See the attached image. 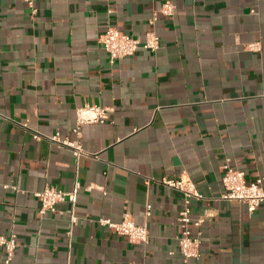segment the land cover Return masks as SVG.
Returning a JSON list of instances; mask_svg holds the SVG:
<instances>
[{
	"label": "crops",
	"instance_id": "1",
	"mask_svg": "<svg viewBox=\"0 0 264 264\" xmlns=\"http://www.w3.org/2000/svg\"><path fill=\"white\" fill-rule=\"evenodd\" d=\"M160 15L156 53L112 63L99 40L110 27L144 41ZM0 0V235L16 236L13 264H184L178 218L183 195L164 180L191 179L204 200L198 264H264V205L225 202V166L264 177V0ZM259 44V50L248 46ZM111 108L82 127L77 112ZM35 135L42 136L36 140ZM81 184L69 203L39 214L46 186ZM152 206L147 216V206ZM130 214L148 244L103 228ZM6 253L0 249V264Z\"/></svg>",
	"mask_w": 264,
	"mask_h": 264
},
{
	"label": "built area",
	"instance_id": "2",
	"mask_svg": "<svg viewBox=\"0 0 264 264\" xmlns=\"http://www.w3.org/2000/svg\"><path fill=\"white\" fill-rule=\"evenodd\" d=\"M25 3L33 14L38 12L36 7L37 0H16ZM175 12V5L171 1L163 4L160 11H156L149 21L150 29L146 32L144 41L135 38L121 30L110 27L100 37V44L109 54L112 63L123 60L135 55L140 50H147L156 53L160 47V37L156 32V25L160 15L172 16ZM252 51L259 50V44L254 43L248 46ZM111 108H102L99 106H86L77 112V126L73 130L76 135L75 140H63L60 134H56L49 140L62 148H68L78 160L88 154L83 146L82 127L97 123H105L110 120ZM36 140L42 136L35 135ZM165 185L179 191L183 195L184 207L179 214L178 222L181 234L178 237L179 252L183 257L184 264H198L201 259V246L203 243L202 227L204 219H193L191 204L193 201H203L204 196L198 191L195 183L189 178H180L178 180H164ZM223 193L221 199L225 202H237L245 204L248 212L253 214L259 207L264 205V177L249 183L246 173L231 166H225L222 177ZM81 184L76 183L70 191H64L57 187L46 186L40 192L35 194L40 201L41 206L39 214L41 216L47 213L57 212L58 205L69 203L71 208L67 211L70 222L75 225L78 221L75 207L78 201ZM152 206H147V216H151ZM99 225L107 228L116 234L127 238L133 244H148L150 232L147 226L137 225L130 214H126L124 219L115 223L111 219L103 218L98 221ZM0 249L6 253L5 264H13L18 251V242L16 236L0 235Z\"/></svg>",
	"mask_w": 264,
	"mask_h": 264
}]
</instances>
